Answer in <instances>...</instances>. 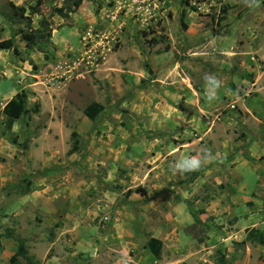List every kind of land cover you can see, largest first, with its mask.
Here are the masks:
<instances>
[{
  "label": "rangeland",
  "instance_id": "obj_1",
  "mask_svg": "<svg viewBox=\"0 0 264 264\" xmlns=\"http://www.w3.org/2000/svg\"><path fill=\"white\" fill-rule=\"evenodd\" d=\"M34 4L0 0V41L26 29L13 6ZM69 5L44 0L45 46L19 34V54L0 49V264H28L11 262L17 238L38 264H264V245L236 244L264 232V0L53 11ZM206 74L221 82L211 103ZM21 91L40 107L9 128L3 108ZM92 102L105 107L95 121ZM205 150L196 178L170 170Z\"/></svg>",
  "mask_w": 264,
  "mask_h": 264
},
{
  "label": "trees",
  "instance_id": "obj_2",
  "mask_svg": "<svg viewBox=\"0 0 264 264\" xmlns=\"http://www.w3.org/2000/svg\"><path fill=\"white\" fill-rule=\"evenodd\" d=\"M84 0H71V5L66 7H55L54 12L62 17H68L70 12L76 10ZM44 0H35V4L30 7V12L28 15H25L26 10L22 7L13 6V14L20 18L26 20V29H14L10 38L0 41V49L2 50H13L16 54H19V48L15 42V37L21 35V40L25 42L27 49L32 50L36 46L43 45L45 46L47 42L50 41L52 37L53 28L49 17L44 16L41 13V6L43 5ZM38 14L41 15V18L38 22V27H33L32 15ZM29 99L26 91H21L12 97L4 106L3 113L7 118V124L10 128L12 124L21 119L26 118V125L30 123L31 115L36 113L39 110L40 105L37 103L33 107H29ZM104 105L99 102L90 103L84 110L85 115L92 121H95L96 117L104 110ZM76 136V133H73V137ZM73 146V149L76 150L77 145ZM13 143L16 144V140H13ZM5 161V158L0 156V164ZM199 170L186 173L185 175L191 179L196 178L199 175ZM18 188L22 189L21 183L17 185ZM142 195H146V189L138 188L136 189ZM26 192V190H25ZM197 222L200 221L199 217L193 214ZM18 247L15 255L11 258V262L17 263V257H22L26 260L28 264H38L35 263L32 256L29 255L28 250L25 245L24 238H17ZM246 241L256 242L261 245H264V232L252 231L250 232L245 240L237 242V245H243ZM146 248L152 253V255L159 259L161 257L162 242L156 237L149 236L147 238ZM218 264H227V261L224 256L219 258Z\"/></svg>",
  "mask_w": 264,
  "mask_h": 264
},
{
  "label": "clouds",
  "instance_id": "obj_3",
  "mask_svg": "<svg viewBox=\"0 0 264 264\" xmlns=\"http://www.w3.org/2000/svg\"><path fill=\"white\" fill-rule=\"evenodd\" d=\"M247 2V0H246ZM203 95L207 102L211 103L216 100L217 90L221 86V82L213 75L206 74L203 77ZM213 159L211 153L208 150H205L203 153V159L198 156H187L182 159H179L175 162L174 166L170 165V170L175 175L177 172L180 175L186 173H192L198 171L203 164L211 161Z\"/></svg>",
  "mask_w": 264,
  "mask_h": 264
}]
</instances>
